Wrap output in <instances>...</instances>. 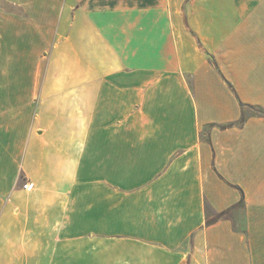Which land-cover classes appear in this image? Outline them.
<instances>
[{
	"label": "crops",
	"instance_id": "1",
	"mask_svg": "<svg viewBox=\"0 0 264 264\" xmlns=\"http://www.w3.org/2000/svg\"><path fill=\"white\" fill-rule=\"evenodd\" d=\"M0 264H264V0H0Z\"/></svg>",
	"mask_w": 264,
	"mask_h": 264
},
{
	"label": "rangeland",
	"instance_id": "2",
	"mask_svg": "<svg viewBox=\"0 0 264 264\" xmlns=\"http://www.w3.org/2000/svg\"><path fill=\"white\" fill-rule=\"evenodd\" d=\"M212 18L215 19V17L217 18L218 17V10L219 8L217 6H212ZM224 10V8L222 9ZM226 17H227V21L225 24H221L223 25V28H222V32H226V33H230L231 35H233L235 33V29H234V24H235V14H234V8L233 7H227L226 9ZM222 15V14H221ZM219 25L220 23L218 24L216 22V20H214L213 23L210 24V27L212 28V33H215L217 34L219 32Z\"/></svg>",
	"mask_w": 264,
	"mask_h": 264
},
{
	"label": "trees",
	"instance_id": "3",
	"mask_svg": "<svg viewBox=\"0 0 264 264\" xmlns=\"http://www.w3.org/2000/svg\"><path fill=\"white\" fill-rule=\"evenodd\" d=\"M240 120H241L240 122H242L244 120V114L243 113H242V116H241ZM222 127H225V126H222ZM242 202H243V199L240 200V203H242ZM222 215H223V213H221L219 216H222Z\"/></svg>",
	"mask_w": 264,
	"mask_h": 264
},
{
	"label": "built area",
	"instance_id": "4",
	"mask_svg": "<svg viewBox=\"0 0 264 264\" xmlns=\"http://www.w3.org/2000/svg\"><path fill=\"white\" fill-rule=\"evenodd\" d=\"M32 186V184L30 182H26L23 184L24 188H30Z\"/></svg>",
	"mask_w": 264,
	"mask_h": 264
}]
</instances>
